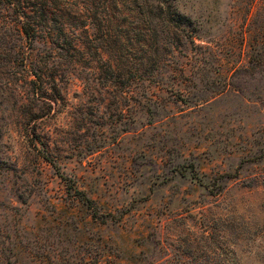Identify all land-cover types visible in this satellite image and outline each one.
<instances>
[{"label":"rangeland","instance_id":"obj_1","mask_svg":"<svg viewBox=\"0 0 264 264\" xmlns=\"http://www.w3.org/2000/svg\"><path fill=\"white\" fill-rule=\"evenodd\" d=\"M176 3L122 74L97 3L78 49L0 30V264H264V0Z\"/></svg>","mask_w":264,"mask_h":264},{"label":"trees","instance_id":"obj_2","mask_svg":"<svg viewBox=\"0 0 264 264\" xmlns=\"http://www.w3.org/2000/svg\"><path fill=\"white\" fill-rule=\"evenodd\" d=\"M94 3L100 5L102 10L101 22L107 42L115 44L113 46L110 43V50L105 53L109 57L107 62L112 73L118 69L122 74L119 63L123 57L129 58V54L126 55L129 49L124 48V45L119 46L117 40H112L113 31L129 29L125 26L127 18H132L129 25H137L135 28L140 33L139 45L146 49V60H159L163 56L159 48L149 51L152 43L158 40H170L173 43L179 37L177 31H183L186 27L183 23L185 15L179 11L176 0H0V30L7 31L17 26L30 45L43 41L53 44L59 50L67 47L78 49L81 46L75 39V32L87 27L92 18ZM176 16L182 20H176ZM131 30L134 29L126 30L125 36L118 35L119 42L129 38ZM145 72L140 70L137 74L143 75ZM76 193L90 209L97 211L94 200L80 190H76Z\"/></svg>","mask_w":264,"mask_h":264}]
</instances>
